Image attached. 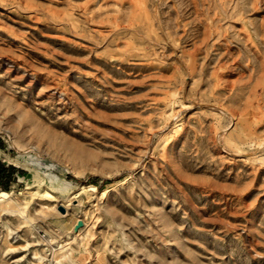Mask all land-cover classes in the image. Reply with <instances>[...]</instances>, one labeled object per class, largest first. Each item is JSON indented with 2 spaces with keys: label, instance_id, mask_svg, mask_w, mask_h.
Segmentation results:
<instances>
[{
  "label": "rangeland",
  "instance_id": "rangeland-1",
  "mask_svg": "<svg viewBox=\"0 0 264 264\" xmlns=\"http://www.w3.org/2000/svg\"><path fill=\"white\" fill-rule=\"evenodd\" d=\"M1 169L0 264H264V0H0Z\"/></svg>",
  "mask_w": 264,
  "mask_h": 264
},
{
  "label": "bare ground",
  "instance_id": "bare-ground-1",
  "mask_svg": "<svg viewBox=\"0 0 264 264\" xmlns=\"http://www.w3.org/2000/svg\"><path fill=\"white\" fill-rule=\"evenodd\" d=\"M10 198V195L6 192H0V202L8 201Z\"/></svg>",
  "mask_w": 264,
  "mask_h": 264
},
{
  "label": "trees",
  "instance_id": "trees-1",
  "mask_svg": "<svg viewBox=\"0 0 264 264\" xmlns=\"http://www.w3.org/2000/svg\"><path fill=\"white\" fill-rule=\"evenodd\" d=\"M3 172H4V170L1 169V170H0V180H1V178L3 177Z\"/></svg>",
  "mask_w": 264,
  "mask_h": 264
},
{
  "label": "water",
  "instance_id": "water-1",
  "mask_svg": "<svg viewBox=\"0 0 264 264\" xmlns=\"http://www.w3.org/2000/svg\"><path fill=\"white\" fill-rule=\"evenodd\" d=\"M60 210H61V208H60Z\"/></svg>",
  "mask_w": 264,
  "mask_h": 264
}]
</instances>
